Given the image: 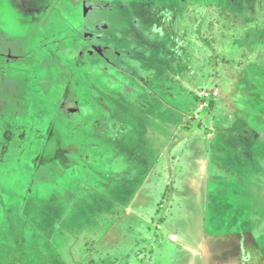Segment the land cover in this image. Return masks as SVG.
I'll use <instances>...</instances> for the list:
<instances>
[{"label":"rangeland","instance_id":"1","mask_svg":"<svg viewBox=\"0 0 264 264\" xmlns=\"http://www.w3.org/2000/svg\"><path fill=\"white\" fill-rule=\"evenodd\" d=\"M132 2L151 32V40L141 39L149 56L136 55L134 74L123 82L129 96L122 103L129 98L136 114L119 112L114 147L98 160L94 148L86 166L78 159L59 172L39 166L36 174L33 162L0 163V264H51L55 257L112 264L97 260L99 236L131 215L123 211L139 194L150 212L139 214L142 236L150 227L157 233L155 210L168 205L162 221L188 238L201 226L211 249L229 254L238 233L249 244L241 264H264V182L253 187L252 179L264 176V0ZM1 9L0 30L30 47L35 27L13 19L8 5ZM34 95L37 114L47 104ZM164 250L163 264H193L175 246Z\"/></svg>","mask_w":264,"mask_h":264},{"label":"flooded vegetation","instance_id":"2","mask_svg":"<svg viewBox=\"0 0 264 264\" xmlns=\"http://www.w3.org/2000/svg\"><path fill=\"white\" fill-rule=\"evenodd\" d=\"M111 1L0 0V11L8 5L13 19L35 27L30 47L15 45L13 33L0 30V163L33 162L36 174L54 165L59 172L78 159L86 166L94 148L98 160L101 150L114 147L115 117L138 110L129 98L122 103L128 93L123 82L134 74L136 55L149 56L141 39L151 40V32L133 0ZM104 4L112 12L101 9ZM34 94L47 104L37 114ZM30 152L32 158L24 161ZM1 165L0 178L6 176Z\"/></svg>","mask_w":264,"mask_h":264},{"label":"crops","instance_id":"3","mask_svg":"<svg viewBox=\"0 0 264 264\" xmlns=\"http://www.w3.org/2000/svg\"><path fill=\"white\" fill-rule=\"evenodd\" d=\"M8 39L10 40L11 38ZM11 51L14 50L11 49ZM124 114L123 118L130 117L125 116ZM117 133H119V130H117ZM252 179L255 184L253 187L258 186L256 184L259 183V181L262 183L264 182V176H262V174L259 175L258 172L253 174ZM140 197L142 198L141 200L137 199L132 205H128L123 211V213H130L131 215L128 217L120 216V220L114 227L111 226V228L102 231V234H100L99 238L101 237V239L99 244L101 252L99 250L97 253L100 257V259L97 258L99 262H103L108 258V262H113L112 264H163L164 257L169 256V254L167 256L164 249L168 247L169 250V247L171 248L172 246L177 247L179 252L185 253L187 256L191 257L193 264H241L243 259H247V257H243V253H241V251L246 254L248 252L247 250H249V244L246 240H244L245 238L241 237L238 233H233V236H235L236 240L238 239L239 242L237 244L235 239L231 240L236 241L233 243L236 247L232 248V245L229 246V254H227L229 249L226 250V253L221 251H218L217 253L216 250L211 249L212 247L210 241V243H206L202 239L201 226L196 229L193 237L191 236L188 238V236L183 234V232L173 228L174 222H163L162 214L167 210L168 205H163L160 210H155V212L158 213V217H156V223L159 226L156 231L157 233L155 234L154 230L152 231V227H147V229L149 228L148 234L146 236H142V230L139 223V218H141L140 213L150 214V212L145 209L148 206L147 197L139 194V198ZM142 239L145 240L143 241ZM125 241H127L128 247L122 249V253L121 251L115 252V249L118 247H126L124 244ZM255 241L258 240L255 239ZM256 244L259 243L256 242ZM238 252H240V255L237 254Z\"/></svg>","mask_w":264,"mask_h":264},{"label":"trees","instance_id":"4","mask_svg":"<svg viewBox=\"0 0 264 264\" xmlns=\"http://www.w3.org/2000/svg\"><path fill=\"white\" fill-rule=\"evenodd\" d=\"M51 264H65L62 261H60L58 258H52L49 260ZM10 264H19V262L16 259H13Z\"/></svg>","mask_w":264,"mask_h":264}]
</instances>
